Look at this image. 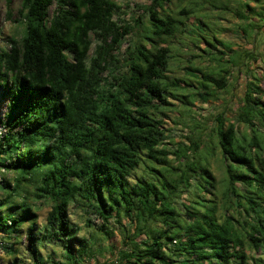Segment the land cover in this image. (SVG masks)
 Instances as JSON below:
<instances>
[{
    "label": "trees",
    "instance_id": "obj_1",
    "mask_svg": "<svg viewBox=\"0 0 264 264\" xmlns=\"http://www.w3.org/2000/svg\"><path fill=\"white\" fill-rule=\"evenodd\" d=\"M172 1L149 0L145 19L120 23L117 0H20L21 34L0 45V247L18 264L93 255L89 218L78 236L71 203L95 210L106 238L111 224L123 234L116 264H264V89L247 84L233 121L216 114L206 138L194 117L187 143L166 140L165 111L178 101L188 113L197 95L168 73L172 43L192 18L210 44L203 3L229 11L221 0H187L174 13ZM213 59L198 76L201 97L224 88L233 63ZM215 153L221 180L209 166ZM35 201L50 206L42 225Z\"/></svg>",
    "mask_w": 264,
    "mask_h": 264
},
{
    "label": "rangeland",
    "instance_id": "obj_2",
    "mask_svg": "<svg viewBox=\"0 0 264 264\" xmlns=\"http://www.w3.org/2000/svg\"><path fill=\"white\" fill-rule=\"evenodd\" d=\"M229 7V11L222 12L218 9L211 8L207 3H203L199 14L204 15L210 30L206 34L210 44L197 40V31L193 27L192 18L187 20V26L184 28V34L172 43L173 57L169 62V75L180 80L188 82L190 91H194L196 99L190 107L192 111L186 113L183 106L176 101V107L165 111L164 134L166 140L188 142L191 138L192 131L190 124L195 117L201 122L202 135L205 138L208 132L215 126L214 116L223 113L226 118L233 121V116L237 112L242 102L243 91L247 84H256L264 89V0L259 3H251V10L244 8L243 0H221ZM120 8L117 10L115 17L119 18L120 23H132V17L136 14H143L141 6H146L149 0H117ZM187 0H173L168 4L167 10L174 13L183 6ZM20 0H0V45L6 44V36H20L22 24L19 20ZM241 12L248 16V19L241 18L235 12ZM130 41L126 38L122 44L121 51ZM195 42V44H194ZM221 57L223 61L232 59L225 66V86L222 89H215L213 86H207L205 90L209 95H198L199 73L215 66L213 58ZM186 91V90H185ZM171 100V99H170ZM174 102V101H171ZM6 100L0 97V116L5 111ZM243 130V126H238ZM2 130V128H0ZM168 157H171L169 155ZM209 166L217 180L224 177L221 162L218 154L209 157ZM2 169H0L1 177ZM6 176L10 173L6 172ZM181 206V205H179ZM37 214V223L42 225L45 222V216L50 209L46 201H35L32 205ZM69 216L78 226V236H88L89 228L85 225L86 217L89 218V224L96 236L94 243L93 255L81 264H116L115 257L118 255V249L121 247L123 234L120 233L117 226L111 224L114 229L113 236L106 238L98 233L97 225L101 222L99 216L92 208L85 212L83 208L75 206L73 203L68 207ZM122 223L126 225V230H131V223L125 219ZM131 232V231H130ZM61 237L60 235L58 236ZM1 242V241H0ZM54 249L55 258H63V251L58 246L56 239L50 243ZM27 240L21 237L19 246V256L23 255L28 258L26 253ZM77 243L73 246L76 249ZM114 246V248H113ZM79 256L78 252H75ZM23 257V258H24ZM12 255L6 253L0 247V264H18ZM25 264V263H24Z\"/></svg>",
    "mask_w": 264,
    "mask_h": 264
},
{
    "label": "built area",
    "instance_id": "obj_3",
    "mask_svg": "<svg viewBox=\"0 0 264 264\" xmlns=\"http://www.w3.org/2000/svg\"><path fill=\"white\" fill-rule=\"evenodd\" d=\"M2 132V130H0V133Z\"/></svg>",
    "mask_w": 264,
    "mask_h": 264
}]
</instances>
